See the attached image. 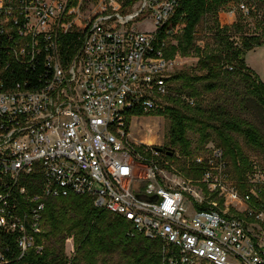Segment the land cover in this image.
I'll list each match as a JSON object with an SVG mask.
<instances>
[{"label":"built area","instance_id":"obj_1","mask_svg":"<svg viewBox=\"0 0 264 264\" xmlns=\"http://www.w3.org/2000/svg\"><path fill=\"white\" fill-rule=\"evenodd\" d=\"M181 1L0 0V264L42 253L46 201L69 195L158 240L162 264H264V167L237 179L217 148L195 158L207 196L188 197L161 176L164 151L130 133L170 92Z\"/></svg>","mask_w":264,"mask_h":264},{"label":"trees","instance_id":"obj_2","mask_svg":"<svg viewBox=\"0 0 264 264\" xmlns=\"http://www.w3.org/2000/svg\"><path fill=\"white\" fill-rule=\"evenodd\" d=\"M230 1L232 0H182L173 18L174 22L183 25L182 33L178 36L179 46H169L167 54L172 58L177 50L183 55L202 53L196 67L191 69L197 73L190 75L191 70H187L182 76L192 84L201 80L219 81L223 74L230 77L239 75L246 84L244 105L246 108H254L257 114L264 118V81L247 65L245 59L247 50L264 45V35L256 37L242 34L240 36L242 45L231 39V27L222 26L218 20L219 12ZM254 4L260 7L259 0H254ZM209 14L215 17L214 30L218 48L203 54L204 51L196 44L195 32L203 18ZM244 20L242 15L237 16L233 27L239 30L244 26ZM178 77L180 76L175 78ZM214 85L209 84L208 89L212 90ZM173 101L177 102L178 99L174 98ZM158 114L170 116V144L180 146L184 154H190L191 141L187 136L189 125L186 121L189 118L180 110L170 107ZM213 115H218L216 119L226 120L223 125L226 131L220 132L222 146L225 156L231 159L235 172L242 177L253 168V163L244 155L228 131L242 133L249 144L262 148L264 141L260 130L257 126L233 116L226 110L218 114L213 112ZM151 141L155 142L153 139ZM186 176L199 179L202 171L196 167L186 172ZM197 207L204 208L200 205ZM44 218V231L39 238V242H44V251L36 253L31 250L14 264H162L161 243L158 240L143 234L135 237L128 236L129 222L118 214L96 206L93 199L88 196L69 195L48 198ZM69 237H73L76 249L72 258H69L65 251L66 240Z\"/></svg>","mask_w":264,"mask_h":264},{"label":"rangeland","instance_id":"obj_3","mask_svg":"<svg viewBox=\"0 0 264 264\" xmlns=\"http://www.w3.org/2000/svg\"><path fill=\"white\" fill-rule=\"evenodd\" d=\"M245 1V0H244ZM253 8V14L249 19L244 20V26L239 30L233 27L231 18H226L224 10L228 7L224 6L218 15V20L222 26H230L231 39L242 45L240 36H256L264 35V2L259 0L260 7L255 6L254 0H246ZM256 1V0H255ZM237 16H241L239 13ZM215 17L209 14L205 16L197 27L195 36L196 44L206 54L217 50L218 43L215 39ZM179 46V38L176 37L171 47ZM202 55L194 52L190 55H183L179 50L175 52L177 58V66L169 71L170 92L159 101V108L151 114L133 115L130 118V133L136 137L138 142L148 140L151 145L164 148V153L160 157V174L171 188H186L188 197L194 196L197 191L204 198L207 196V188L202 183L201 178L187 177L186 172L196 168L195 158L200 156L207 158L211 152L217 148L223 149L222 138L220 132H224V123L226 120L216 119L218 115L213 112L220 113L224 110L233 116L245 119V121L257 126L264 141V118L259 116L253 108H246L243 102L245 94V82L239 75L229 76L223 74L219 81L201 80L192 84L185 77L182 78L185 71L194 69ZM247 65L252 68L264 81V45L254 46V49L247 50L245 53ZM190 75L197 71H189ZM180 76L178 78H175ZM212 82V83H211ZM214 85L212 90L208 89V85ZM178 99L174 102L173 99ZM168 107L180 110L189 120L187 136L191 141L190 154H184L180 146H174L169 141V131L171 127V119L169 114L159 115L160 111H165ZM204 111V112H203ZM233 137L244 155L257 166L264 167V145L262 148L249 144L244 134L228 131ZM135 135V136H134ZM205 135H207L205 137ZM205 137V138H204ZM153 139L155 142L151 141ZM145 143V142H144ZM146 144V143H145ZM264 144V143H263ZM224 150V149H223ZM167 151L173 152L168 155ZM225 154V151H224ZM226 159H228L225 156ZM231 171L236 176L235 168L231 159H228ZM240 179L242 177H236ZM207 199V198H206ZM67 243V241H66ZM66 255L71 254L72 243L68 242Z\"/></svg>","mask_w":264,"mask_h":264},{"label":"water","instance_id":"obj_4","mask_svg":"<svg viewBox=\"0 0 264 264\" xmlns=\"http://www.w3.org/2000/svg\"><path fill=\"white\" fill-rule=\"evenodd\" d=\"M154 149H155L156 151H159V152H163V151H164V148H162V147H160V146H154ZM167 154H168V155H173V152H171V151H167Z\"/></svg>","mask_w":264,"mask_h":264},{"label":"bare ground","instance_id":"obj_5","mask_svg":"<svg viewBox=\"0 0 264 264\" xmlns=\"http://www.w3.org/2000/svg\"><path fill=\"white\" fill-rule=\"evenodd\" d=\"M134 136H135V135H134ZM144 142H145L146 144H149V145H151V144H150V142H147V141H145V140H144Z\"/></svg>","mask_w":264,"mask_h":264},{"label":"crops","instance_id":"obj_6","mask_svg":"<svg viewBox=\"0 0 264 264\" xmlns=\"http://www.w3.org/2000/svg\"><path fill=\"white\" fill-rule=\"evenodd\" d=\"M134 138H136V137H134Z\"/></svg>","mask_w":264,"mask_h":264}]
</instances>
